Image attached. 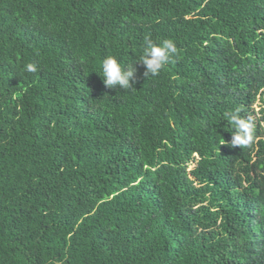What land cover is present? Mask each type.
Listing matches in <instances>:
<instances>
[{
    "label": "trees",
    "instance_id": "obj_1",
    "mask_svg": "<svg viewBox=\"0 0 264 264\" xmlns=\"http://www.w3.org/2000/svg\"><path fill=\"white\" fill-rule=\"evenodd\" d=\"M0 264H264V0H0Z\"/></svg>",
    "mask_w": 264,
    "mask_h": 264
},
{
    "label": "clouds",
    "instance_id": "obj_2",
    "mask_svg": "<svg viewBox=\"0 0 264 264\" xmlns=\"http://www.w3.org/2000/svg\"><path fill=\"white\" fill-rule=\"evenodd\" d=\"M177 53L175 42L171 39H163L159 42L154 41L150 36H146L143 41L141 54L135 62L122 64L115 55H107L99 65L100 76L103 83L109 89L119 87L122 90H134L137 80L136 64H141L145 71L144 78L155 77L164 66L170 63ZM26 70L35 72L36 67L28 64ZM227 121L232 128V146H247L253 140V124L251 119H245L239 113V109L225 114ZM225 143V141H224Z\"/></svg>",
    "mask_w": 264,
    "mask_h": 264
},
{
    "label": "rangeland",
    "instance_id": "obj_3",
    "mask_svg": "<svg viewBox=\"0 0 264 264\" xmlns=\"http://www.w3.org/2000/svg\"><path fill=\"white\" fill-rule=\"evenodd\" d=\"M253 107H254L255 112L257 113L259 111V109H260L259 108V101L256 102V104ZM256 117L259 118L260 116L256 115ZM193 166H194V164L189 165L188 170H191L193 168Z\"/></svg>",
    "mask_w": 264,
    "mask_h": 264
}]
</instances>
